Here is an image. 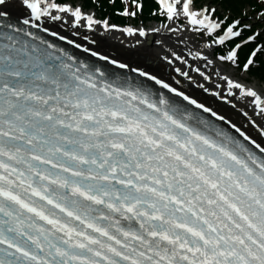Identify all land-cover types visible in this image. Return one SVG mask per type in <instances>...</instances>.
I'll list each match as a JSON object with an SVG mask.
<instances>
[{"label":"snow or ice","instance_id":"6c2138e0","mask_svg":"<svg viewBox=\"0 0 264 264\" xmlns=\"http://www.w3.org/2000/svg\"><path fill=\"white\" fill-rule=\"evenodd\" d=\"M155 4L0 0V264H264V0Z\"/></svg>","mask_w":264,"mask_h":264},{"label":"bare ground","instance_id":"6f19581e","mask_svg":"<svg viewBox=\"0 0 264 264\" xmlns=\"http://www.w3.org/2000/svg\"><path fill=\"white\" fill-rule=\"evenodd\" d=\"M140 37L129 36L126 33H123L119 30L111 31L107 34L99 36V43L101 44L102 50L106 54H110L114 58H134L137 50L135 44L136 39ZM229 111L230 108L228 109ZM234 119H237V116H233Z\"/></svg>","mask_w":264,"mask_h":264},{"label":"trees","instance_id":"16d2710c","mask_svg":"<svg viewBox=\"0 0 264 264\" xmlns=\"http://www.w3.org/2000/svg\"><path fill=\"white\" fill-rule=\"evenodd\" d=\"M101 1H102V4H104V5L107 6L108 0H101ZM88 3L91 4V2H89V1H88ZM226 3H227V1H226ZM114 7H121L119 0H117V2H116V4H115ZM153 7H156L153 0H145V10H144V13H143L142 18L148 19V17H151L150 10ZM117 18L120 19V20H122V21L125 20L124 18H120V17H117Z\"/></svg>","mask_w":264,"mask_h":264}]
</instances>
